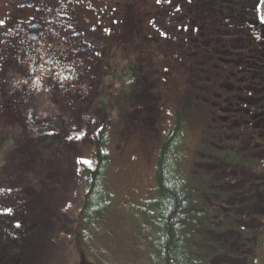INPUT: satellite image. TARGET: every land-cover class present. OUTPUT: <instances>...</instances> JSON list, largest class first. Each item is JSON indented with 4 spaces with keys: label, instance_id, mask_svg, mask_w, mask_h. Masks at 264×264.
Here are the masks:
<instances>
[{
    "label": "trees",
    "instance_id": "1",
    "mask_svg": "<svg viewBox=\"0 0 264 264\" xmlns=\"http://www.w3.org/2000/svg\"><path fill=\"white\" fill-rule=\"evenodd\" d=\"M230 38L236 40L235 35ZM210 39L212 51L197 48V66L189 71V86L176 103L174 122L159 145L151 195L126 214L131 258L114 259L107 248L101 249L104 238L111 244L109 234H96L115 201L107 182L103 187L115 122L108 125L104 118L102 125L92 126L96 132L88 140L90 160L81 158L79 145H61L49 148L46 155H59L62 161L30 165V173L39 179L31 183L32 198L37 200L36 239L29 247L33 253L62 232L74 233L80 264H264V72L258 76L264 58L241 51L230 41L232 61L228 62L220 36ZM127 75L132 127L148 128L164 121L157 106L161 96L154 95L161 86L141 68ZM110 95L112 90L105 97ZM112 100L107 109L117 105ZM98 115L99 111H92L91 123ZM197 120H202L205 130L201 141L189 146L187 126ZM116 125L127 136L123 124ZM4 159L0 153V161ZM61 163L68 165L65 172L58 168ZM11 169L5 164L0 172L12 176ZM75 172L87 186L76 223L68 219L65 208L69 188H75ZM8 189L14 194L25 190L15 184ZM3 206L12 207L5 202ZM4 248L0 251L6 260L1 263L16 264L12 257L18 250L9 253Z\"/></svg>",
    "mask_w": 264,
    "mask_h": 264
},
{
    "label": "flooded vegetation",
    "instance_id": "2",
    "mask_svg": "<svg viewBox=\"0 0 264 264\" xmlns=\"http://www.w3.org/2000/svg\"><path fill=\"white\" fill-rule=\"evenodd\" d=\"M215 35L228 62L230 41L264 58V0H0V167L13 170L0 187L25 189L20 197L0 189V250H18L16 264L29 263L37 202L31 183L39 180L30 165L62 161L48 149L91 139L92 111L102 125L113 103L105 95L126 83L127 71L147 74L144 48L174 56L189 86L198 46L210 50ZM128 44L138 45L135 56ZM78 130L86 137L78 139ZM4 201L12 207L5 210Z\"/></svg>",
    "mask_w": 264,
    "mask_h": 264
},
{
    "label": "rangeland",
    "instance_id": "3",
    "mask_svg": "<svg viewBox=\"0 0 264 264\" xmlns=\"http://www.w3.org/2000/svg\"><path fill=\"white\" fill-rule=\"evenodd\" d=\"M128 47L132 49L131 52L133 53L130 52L131 55L135 56L136 53L134 48L138 47V45L134 44L133 47L132 44H128ZM144 49L146 58L142 59L145 64H147L146 72L148 75L152 76L154 79L153 82L161 86L159 89H156L154 95L161 96L157 106L161 109L160 115H162L165 120L152 127L133 128L130 119L131 111L126 102L129 91L122 80L116 85L117 88L113 93L114 95H110V98L116 99L117 105L109 107V109L105 111L106 120L109 121L108 125L113 122H115V124H113L114 126L111 129L112 135L108 139L107 150L111 154V160L105 173L106 180L103 182V187L107 182L110 193H113L115 196V201L111 212L105 217V222H103L101 227L100 225L97 226L96 234L102 237L109 234L108 239L111 240V244L104 238L101 249H108V252L114 259L117 258L119 262L129 260L132 254V252H128L127 250V246L130 244L131 239L129 232L126 230V227H130L126 214L131 213L132 208L137 205L136 203L138 201L151 195L150 189L155 185V173L153 171L156 164L155 160L158 148L162 140L165 139L170 129L169 126L174 122L172 114L176 108L175 105L179 101V98L183 96L184 89L186 88L185 81L187 72L185 70L179 71V63H177L174 56H161V58H158L159 56H154V53H152L154 52L153 49H149L148 47ZM163 51L164 50L161 52L163 53ZM128 52L129 51H127V53ZM118 121H120V124H123L127 136L121 134V130L119 127L117 128L116 124H119L117 123ZM96 124L97 121H93L91 127H89V132H96V128L92 127ZM204 130L205 128L203 127L202 120H197L196 122L188 124L187 132L188 138L190 139L189 146L194 145L193 143L197 142V140H199V142L201 141L200 135ZM78 132H80V134L78 133L77 135L78 139L79 137L85 136L84 130H78ZM143 138L145 139V143L143 142ZM159 139L160 141L158 142ZM78 143L81 158L84 161L90 160L92 151L90 143H88V141L87 143ZM146 143L147 147L145 146ZM67 166L68 165L61 163L58 165V168L62 169L61 172H65ZM17 172L18 174H25V172L20 169H18ZM30 172H32V170H30ZM0 174L3 176L2 172H0ZM73 176H75L76 189L73 186L69 188L72 192H68L69 196L65 208L67 209L68 219L76 223L79 214L78 207L80 201L83 199L87 186L85 185L82 175H77L75 172ZM52 177L55 178V175H52ZM31 178H33V176H31ZM17 184L20 188L23 187L22 185L20 186L19 183ZM1 188L3 187H0V189ZM19 193L20 192L17 194L18 196ZM10 201L13 202V200ZM26 218L27 217H25V220ZM94 233L93 231V233L91 232L90 234L93 235ZM72 234L66 236L64 233L60 232L58 239L53 237L49 238L50 241H47V246H43L39 250V253L36 247L35 255H33L28 264H80L81 255L75 248V243L72 240L74 235ZM89 261L91 260L88 259L87 262ZM91 263L95 264V262L92 261ZM0 264L2 263L0 262Z\"/></svg>",
    "mask_w": 264,
    "mask_h": 264
}]
</instances>
